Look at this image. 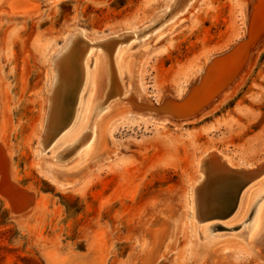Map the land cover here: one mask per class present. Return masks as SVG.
Segmentation results:
<instances>
[{"label":"rangeland","instance_id":"374dc122","mask_svg":"<svg viewBox=\"0 0 264 264\" xmlns=\"http://www.w3.org/2000/svg\"><path fill=\"white\" fill-rule=\"evenodd\" d=\"M50 2L0 0V126L4 135L0 176L9 185L0 177V264H212L195 258V237L191 249L190 233L177 230L168 250L162 244L174 213L190 214V185L202 153L214 151L242 172L235 178L232 175L221 189L217 187L218 195L215 189L210 191L215 217L196 223L212 225L203 234L198 230L201 242L204 234L248 228L255 208L264 203V185L260 188L259 183L252 187L256 195L250 196L251 188L241 198L250 200L245 216L228 217L238 195L261 178L246 181L244 177L256 173L254 166L264 161V0H198L195 9H183L185 0ZM73 30L83 35L77 34L66 48ZM132 31L138 36L130 41L133 49L148 46V52L141 74L137 56L130 58L135 60L133 68L122 74L129 91L93 115L84 109L88 78L83 80L81 96L72 99L75 128L70 134L89 114L92 117L81 128L87 135L99 128L95 146L87 150L81 137L64 141L60 138L65 132L55 133L51 139L57 143L54 152L46 142L45 153L39 154L36 145L40 126L45 125L50 52L58 55L59 72L77 58V45L87 47L100 38L101 45L112 51ZM99 45L92 49L93 60L102 50ZM225 55L231 60L228 65L223 67L226 61L221 59L215 63ZM226 74L231 75L226 78ZM213 76L220 77H215L217 83H212ZM203 78L212 88L207 82L209 88L205 86L203 93L201 88V94L194 96ZM234 78L235 90L208 105L213 91ZM109 84L106 96L118 92L113 75ZM176 90L181 91L179 96L174 95ZM181 99L189 102L188 108H171ZM109 122H115L110 134L105 133ZM213 158L209 155L207 160ZM206 161L204 168L209 169L212 164ZM50 165L65 173L63 186L48 174ZM207 180L208 173L204 185ZM255 250L264 258V244ZM248 257L229 249L217 264H255Z\"/></svg>","mask_w":264,"mask_h":264},{"label":"bare ground","instance_id":"6f19581e","mask_svg":"<svg viewBox=\"0 0 264 264\" xmlns=\"http://www.w3.org/2000/svg\"><path fill=\"white\" fill-rule=\"evenodd\" d=\"M50 1H51L50 3H54L57 0H50ZM185 1L186 2L183 4L184 5L183 9H186L189 6L192 7L193 9H195L194 4H196L198 0H185ZM14 12L12 11L11 13H14ZM152 22H150V23H152ZM159 27H160V25L155 28V31H157L159 29ZM131 33H132V35L128 39H126V41H120V40L117 41L115 43V46L113 47L112 51L106 50L107 47L104 45L103 46L101 45L102 42L98 41L100 38L96 39L95 44H88L87 47H81V45H77L75 47V52H77V58H74L73 60L68 61L65 65H63L60 62L63 65V67H61L59 72H58V67H57V66H59V65H57L59 62L56 63V60H55L56 58H58V55H54V53H52L53 50L50 52L49 57L47 59V61L49 63L48 64V68H49L48 69L49 70L48 94L49 95L46 94L47 95L46 106H45L46 110L44 111L45 125L41 124L42 126H40V133H39L38 142L36 145L37 146L36 147L37 152L39 154L45 153L43 145H45L44 143H46V142L50 145L48 148L49 151L52 153L54 152V147H55V145H57V143H55V145H54V140L51 141V139L57 133L63 134L65 132L64 135L60 138L61 140L63 139L64 141H67V140L72 139V138L78 139L79 137H81L82 140L85 141V142L83 141L84 144L83 143L82 144L84 145V147L87 150H91L95 146V144L98 142L97 135L99 132V128L95 127V129L93 130V133L91 135L90 134L87 135V133L81 128V126L83 127L86 123V120L88 121V118L92 117L91 115L94 114V111H96L97 109H99L100 111L102 109H107L109 102L114 100V98L116 96L121 97L122 93L125 94L129 91V88H130L129 85L126 86V84L124 82L122 83V81H123L122 74L126 71H130L133 68L135 60L134 59L130 60V58L137 56L138 72L142 70V67L144 66L143 64L146 61L148 46H145L146 48H143L140 50L133 49V47L131 46L132 44H130V41L135 40L136 38H138V36H137V33L135 31H132ZM77 34L83 35L82 32L78 31V30H73L69 34V36L67 37V40L65 41L66 48H67L70 40L73 39L74 37H76ZM101 39H103V38H101ZM122 43H126V44L120 45ZM98 44H100L99 46L102 50L95 56V58L93 60L92 56H91L93 54L92 49L94 47H98L97 46ZM131 49H133L132 52L128 56H126V53ZM54 51L56 53V50H54ZM58 53H60V52H58ZM85 53H86V59L83 61L82 57ZM60 55H61V53H60ZM220 59H221V61H223V58H220ZM89 62H90V64H89ZM216 62H218V60H216L215 63ZM240 64H242V63L239 62L237 66H239ZM206 65L208 66L210 64L206 63L205 66ZM205 66H203V67H205ZM222 66H224V65H222ZM237 66L235 65L236 72L238 71L237 69L239 68V67L237 68ZM88 67H90V68H88ZM209 68L211 69L212 67L210 66ZM216 68L217 67H215V70H217ZM211 70L210 71L213 74L214 69H211ZM233 71H231V72L233 73ZM218 73H219V70H218ZM1 74L2 73L0 72V92L2 90V85H1V80H2L1 76L2 75ZM219 74H221V73H219ZM231 74H229V75H231ZM112 75L115 77V82H116V85L118 87V92L115 91L116 93H113L110 96L109 95L106 96L107 87H108L109 82L112 79ZM229 75L226 74V78ZM221 76H222L221 79L224 78V75H221ZM233 76H235V75H233ZM100 77L102 79H100ZM126 77H127V81L131 80V76L126 74ZM201 77H202V74H201ZM215 77L213 76V78H215ZM238 77H240V76H238ZM238 77H236V78L238 79ZM87 78H88V83H89L87 89H88L89 93H88V98L86 100V104H85L84 109L86 110V112H88V111L91 112V115L89 117V114H86L84 116V118L82 119V122L79 123V125L77 126L76 130L72 134H70L72 127L74 126V122H73L74 113H72V111L75 109L74 107L71 106L72 99L75 100V98L77 99V96L78 97H79V95L81 96L83 80L86 81ZM216 78H217V80H219L220 77L219 78L216 77ZM216 78L214 79L216 82L214 80H213L214 82H212V80H211L210 83L211 82L217 83ZM58 79H59L60 83H58L59 82ZM207 79H209V77ZM201 80H204V81H202L201 85H199L198 87H197L198 84L196 85V87H195V85L193 86V89L195 87V89H194L195 92H193V90H192V92L194 93V96L198 95L196 93L198 92V90L200 91L201 88H202L201 93L204 92L203 89L205 86L209 88L210 84H209L208 80H207V82L209 85L207 84V82L205 83L204 78L200 79L199 82ZM225 81H227V80H224L223 82L225 83ZM56 82L59 84V86L56 85ZM234 82H235V78L232 81H230V80L227 81L226 84L223 85L224 88L223 87L220 88L221 86H219V90L215 89L216 91L214 90L213 92H216V93H212V95L209 97L210 103H207V104L213 105V103H217L218 101H222L223 99L228 97L231 94V92L233 90H235L236 86L234 85ZM237 82H239V81L237 80L236 83ZM218 83H220V82L218 81ZM110 84H109V86H110ZM211 86L212 85H210V87ZM215 86L217 87L218 85H215ZM114 88H113L112 92L114 91ZM204 90H206V89H204ZM180 93H181V91L176 90L174 92V95L179 96ZM198 93H200V92H198ZM205 97L206 96H204V98ZM184 98L185 97H183V99ZM183 99H181V101ZM193 99H196V98L194 97V98H192V100ZM189 100H190V98H189ZM205 100H208V99H205ZM203 101H204V99H203ZM188 103L189 102H187L186 105ZM197 103H198V101H197ZM90 104H91V106H90ZM190 107H193V106H190ZM171 108H173L175 110L176 106L174 105ZM191 109L195 110L198 108H195V109L191 108ZM174 110H171V111H174ZM177 110H178V108H177ZM177 110H175V111H177ZM187 112H189V110ZM193 112H190L188 114H193ZM2 115H3V110L1 108V93H0V121L2 120ZM185 115L186 114L181 115V117L182 116L184 117ZM66 119H67V121H66ZM100 120H101L100 116L97 117L96 123H99ZM164 120H166V119H164ZM64 121H66V122H64ZM109 125H110L109 130L106 129L105 133L108 131V133L110 134L111 130L115 126V122H113V123L109 122ZM59 127H60V129L58 130ZM1 128L2 127L0 126V143L4 144V135H2ZM74 128H75V126H74ZM98 136L100 138V134ZM1 144H0V146H1ZM83 145L81 146V144H79V148L83 147ZM3 155L0 153V162L1 163H3ZM209 155L214 156L215 158L207 160ZM6 158H7V156H6ZM79 159H80V157H79ZM205 161L208 162V165L212 164L210 168L208 167L209 169L204 168L203 163ZM63 162H61V164ZM226 162H227V160H226V158H224V156H222L220 154H216L214 151H212V152L207 151L205 153H202L199 156V158L197 159V167L195 169V175H194V178L192 179V182L190 185V190H191V192H190L191 193V195H190V199H191L190 214L186 215L185 211H183V210L181 211L182 213L180 211H178L177 213H174V215L171 217V225L169 226V229L166 233L165 240L162 244L163 250H166V249L168 250L169 246L173 242L174 235L178 230V232L180 234L184 233V232L190 233L191 237H190V241H189V246L191 247V249L194 247V242L192 241L193 236L195 237V243H196L195 244V247H196L195 248V258H197V259L199 258V260L200 259H205V260L208 259L209 261H211L212 264H217V263H219L217 261L218 258H223L225 256V253L229 249H233L235 251L240 252V254L242 256L247 257V258L250 257V256L248 257V255L250 254L252 256L253 263H255V264H264V258L261 256H260L261 257L260 258L258 256V253L255 250L256 246H259V244H262V245L264 244V237H263L264 236V203H261L260 205H258L255 208L254 214L251 218V224L249 225L248 228H244L238 232H231L229 234L217 233V234H213V235H209V236L204 234L202 236L203 242L200 241L201 234L198 232V230L201 229V233L203 234L204 231L206 229L210 228L212 225L199 227L196 225V223H201L204 219L209 220V218L213 219L215 217V216L213 217V215L211 214V210H213V209L215 210V204H214L215 202L213 201L214 203H212L210 201L211 199L210 200L208 199L210 191L212 190V192H213V189H215L214 193L215 194L217 193L216 195H218L219 190H216L217 187H218L217 189H221L223 187V184L228 183L229 178H231L232 175H234L233 177L235 178V176H237L238 174L240 175L241 174L240 172H242L240 170L231 168V166L228 165ZM263 162H260L259 164L254 166V168L257 170L256 173H254L255 171H253L254 174L250 177L248 175V179H246L244 177V180H246V181L249 179L251 180L253 178H257V179L259 177H261V178L259 180L253 181L252 183L248 184L247 185L248 187L246 186L247 188L245 189V191L242 192V194L240 193L238 195L237 202H236V208L233 211L234 214L232 213V216L231 215L228 216L230 220H234V217L236 215L237 216L239 215L241 219L245 216L246 213H243V211L245 208H247L249 206L250 200L248 199V201L246 200V202H245L244 199H242V201H241L243 194L244 193L247 194L248 191L251 190L252 187L258 185L259 183H260V185H259L260 188H261V186L264 185V167H262ZM6 164H8V163H6ZM62 165L64 166V164H62ZM53 166H56V164H53ZM250 167H252V166H250ZM50 168L51 169H49L48 174L51 175L52 180L56 184H60L61 186H63L64 183H62L63 180L61 178L64 177L65 173L57 171L56 167L52 168V165H50ZM241 169L245 170L246 167L242 166ZM52 170H54V171H52ZM5 171L3 170V172H5ZM206 173H208L209 180H207V182L204 185L203 181L205 179ZM2 176H0L1 180L5 181V179ZM11 176H13V175H11ZM8 177H9V175H8ZM4 183L6 186L9 187V185H7L6 181ZM15 185H16V183H15ZM219 185H221V186H219ZM6 189H7V187H6ZM256 189H258V188H256ZM10 190H11V187H10ZM10 190L8 189V191H10ZM205 190H206V193H204ZM253 190H251V192H250V196H252V197L254 195H256V192H257V191L255 192V190H254V192L252 193ZM230 191H231V189H230ZM193 192H194V195H193ZM211 195H212V193H211ZM193 196H195V198ZM202 197H204V198H202ZM12 198L10 197V199H12ZM13 199H15V198H13ZM240 201H241V204H240ZM28 207H29V205H28ZM259 254H260V252H259ZM254 258H257V261H254L255 260Z\"/></svg>","mask_w":264,"mask_h":264},{"label":"water","instance_id":"95a60500","mask_svg":"<svg viewBox=\"0 0 264 264\" xmlns=\"http://www.w3.org/2000/svg\"><path fill=\"white\" fill-rule=\"evenodd\" d=\"M228 55H229V54H228ZM228 55L223 56L224 58L221 56V57H219V58H216L215 60L220 59V58H223V60L226 61V62H223V63L225 64L224 66H226V65H228V64L230 63V61H231V60L226 59V57H227ZM233 60H234V59H233ZM221 63H222V62H221ZM221 63H220V64H221ZM224 66H223V67H224ZM186 103H187V101H184V102H183V100H182V101H181V100H177V101L175 102V106L177 105L178 108H183V109H184V108H188L189 105H188V104L186 105ZM169 114H172V111L169 112ZM231 210H233V208H232ZM231 210H230V211H231ZM230 211H228V212H230Z\"/></svg>","mask_w":264,"mask_h":264}]
</instances>
